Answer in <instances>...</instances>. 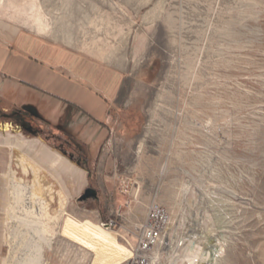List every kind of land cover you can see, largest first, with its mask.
<instances>
[{
    "label": "rangeland",
    "instance_id": "rangeland-1",
    "mask_svg": "<svg viewBox=\"0 0 264 264\" xmlns=\"http://www.w3.org/2000/svg\"><path fill=\"white\" fill-rule=\"evenodd\" d=\"M0 3V124L33 141V151L59 152L78 169L71 185L60 182L66 205L41 264H117L151 204L169 213L154 264H187L192 248L219 249L194 264H264V0ZM31 4L49 31L23 22ZM50 54L63 62L44 59ZM72 58L93 89L114 80L107 109L72 85L80 78L62 76ZM15 155L0 143V264H17L25 253L10 250L5 225L9 169L26 183L32 178ZM44 184L60 190L48 175ZM88 187L97 197L79 200ZM75 224L102 239L85 237L91 249L65 236Z\"/></svg>",
    "mask_w": 264,
    "mask_h": 264
},
{
    "label": "bare ground",
    "instance_id": "bare-ground-1",
    "mask_svg": "<svg viewBox=\"0 0 264 264\" xmlns=\"http://www.w3.org/2000/svg\"><path fill=\"white\" fill-rule=\"evenodd\" d=\"M23 13H25L23 22L32 31L37 33L49 31V25L44 21L42 14L35 9L33 4L28 6ZM0 133L2 135L5 134L3 139L0 140V143L8 146L11 152H15L14 161L21 169L22 174L32 177L31 181L26 183L23 179L17 178L12 169H9V183L5 205V225L7 228V236L10 242H12L10 250L13 251L17 246L25 249V253L17 261V264H41L43 244L47 245L48 248L51 247L53 238L57 233L58 222L61 219L66 205V197L64 189L61 188V183L63 182L64 187L68 184L71 185L74 181L73 176L75 177L78 174V169L71 171L69 163L59 152L50 151L43 147L39 148L38 152L33 151L34 142L28 141L25 144L26 140L24 141V139L19 138V132L13 130V127L9 123L0 124ZM141 145L142 141L139 143L138 151H140ZM62 173L66 175L65 182L64 178H62ZM46 175L50 176L55 181V184L59 185L60 190L57 194H54L52 184H44ZM55 197L58 198L57 211L52 214L50 208ZM102 226L105 231H109V227L103 224ZM72 232L73 234H68L65 228L63 230L65 236L72 238L88 248H91V246L85 242V237H90L95 240L102 239L96 231L86 225L75 224ZM126 242L129 243L128 240ZM132 247H123L124 255L118 259L117 264L129 260L133 256ZM93 250L98 251V249L94 248ZM216 252H219V249L213 248L202 254L199 248H192L187 249L184 256L187 258V264H194V260L198 256H207L208 254H215ZM174 264H178V262L176 261Z\"/></svg>",
    "mask_w": 264,
    "mask_h": 264
},
{
    "label": "built area",
    "instance_id": "built-area-1",
    "mask_svg": "<svg viewBox=\"0 0 264 264\" xmlns=\"http://www.w3.org/2000/svg\"><path fill=\"white\" fill-rule=\"evenodd\" d=\"M169 213L166 208L151 204L145 221L139 225L133 256L121 264H154V250L167 239L166 227Z\"/></svg>",
    "mask_w": 264,
    "mask_h": 264
},
{
    "label": "crops",
    "instance_id": "crops-1",
    "mask_svg": "<svg viewBox=\"0 0 264 264\" xmlns=\"http://www.w3.org/2000/svg\"><path fill=\"white\" fill-rule=\"evenodd\" d=\"M48 51H50V50H48ZM52 51H55V50L53 49ZM60 51H75V49L67 50V49L64 48V49H61ZM44 57H45L44 59H51L53 62H57V63L59 61L63 62V60H64L63 59L64 58L63 55L60 56L59 54L58 55L57 54H50V55H45ZM48 62H51V61H48ZM62 62H60L59 65H61ZM80 63H81L80 60H78L76 58H72L71 61L66 65L67 68L64 70L66 72L62 76H65L66 78H68L70 75L71 76L73 75L76 78H80L79 79L80 82L79 81L78 82L77 81H73V82L71 81L72 85L77 87L78 90H80V89L88 90L92 95L98 97V100H97V98H94V99L96 101H98V103H100V105L103 107L102 110L104 109V107H105V109H107L108 105L111 104L110 100L108 99V96H111L112 94L115 93V86H114L115 82H114V80L113 79L111 80V79H108V78H105V80L101 79L102 81L94 82L96 87H95V89H93L91 87L93 85L91 80L89 79V82H87V80H86V76L89 75L88 71L80 70L79 69L80 68L79 67ZM82 77L85 78V80H83ZM89 84H92V85H89ZM103 94H105L107 96H103ZM67 102L70 103L71 105H73L74 109L78 110L79 113H82L85 116H90L91 118L98 119L97 118L98 115H97V117H95L94 114L85 111V109L81 105L77 104L76 102H74V101L72 102L70 100L67 101ZM96 107L97 106H95V108ZM96 109L95 110L97 111V113L101 116L102 115V110L99 111L100 108L98 109V107Z\"/></svg>",
    "mask_w": 264,
    "mask_h": 264
},
{
    "label": "water",
    "instance_id": "water-1",
    "mask_svg": "<svg viewBox=\"0 0 264 264\" xmlns=\"http://www.w3.org/2000/svg\"><path fill=\"white\" fill-rule=\"evenodd\" d=\"M26 109L34 113L33 107L29 106V107H26ZM96 197H97V194H96L95 189L88 187L84 190L83 194L79 197V200H85L87 198H96Z\"/></svg>",
    "mask_w": 264,
    "mask_h": 264
},
{
    "label": "flooded vegetation",
    "instance_id": "flooded-vegetation-1",
    "mask_svg": "<svg viewBox=\"0 0 264 264\" xmlns=\"http://www.w3.org/2000/svg\"><path fill=\"white\" fill-rule=\"evenodd\" d=\"M29 106H30V107H33L32 105H25V106H23V111H25V112H27V113H30V114H31L32 116H34V117L39 118L38 113H37V110L35 109V107H33V108H34V113L31 112L30 110H27V109H26V107H29ZM61 127H62V126H61ZM62 128H63V127H62ZM69 156L72 157V153H69ZM93 242H94V241H92V240H89V241H88L89 244H91V243L93 244ZM96 244H97V243H96Z\"/></svg>",
    "mask_w": 264,
    "mask_h": 264
}]
</instances>
